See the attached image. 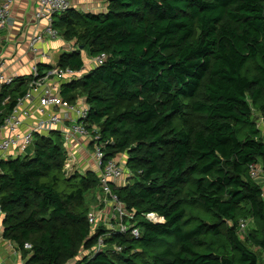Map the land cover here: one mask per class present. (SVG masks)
<instances>
[{
  "label": "trees",
  "instance_id": "trees-1",
  "mask_svg": "<svg viewBox=\"0 0 264 264\" xmlns=\"http://www.w3.org/2000/svg\"><path fill=\"white\" fill-rule=\"evenodd\" d=\"M104 2L97 12L70 7L53 16L58 37L73 44L56 64L86 69L60 93L69 102L85 98L84 123L103 143V160L123 156L132 176L114 191L140 233L106 240L119 252L79 256L102 231L86 217L98 174H66L54 131L0 159L2 237L23 264H264L252 249L264 252V197L249 175L251 164L264 172L256 124L264 110V0ZM100 53L102 64L88 63ZM49 67L38 63L41 73ZM26 79L2 87L0 105L11 97L5 110ZM149 212L162 221L146 220Z\"/></svg>",
  "mask_w": 264,
  "mask_h": 264
},
{
  "label": "built area",
  "instance_id": "built-area-1",
  "mask_svg": "<svg viewBox=\"0 0 264 264\" xmlns=\"http://www.w3.org/2000/svg\"><path fill=\"white\" fill-rule=\"evenodd\" d=\"M13 3L14 0H0V32L10 23ZM33 3L34 19L45 22L42 30L34 33L28 41V50L34 53L37 43L58 37L57 31L52 26L53 16L70 7L81 9L82 3L79 1L72 3L68 0H33ZM102 3L105 6L104 0ZM40 56L46 55L41 53ZM105 59L106 55L100 53L89 57L87 61L97 66ZM85 72V67L75 70L53 63L41 73L38 69V62L32 64L24 92L15 98L13 105L7 110L5 107L11 101L10 95L7 94L1 102L0 159L14 158L24 154L33 144L35 137L47 136L57 131L61 135L67 155L64 171L69 174L74 171L71 168L72 150L80 146L82 140L87 143L86 149L89 151L98 174V192L89 206L86 217L92 231L97 228L102 231L97 235L94 245L89 249H83L79 256H92L108 248L115 252L121 251L120 245L109 246L106 240L124 234L138 237L140 230L134 222V214L125 209L114 191L117 181H121V184L117 186H122L132 176L123 156L120 154L117 157L103 160V143L99 142L98 135L94 132L95 128L88 129L84 123L88 114L85 98L78 97L74 102H69L60 93L62 84L79 79ZM16 77L17 75L7 73L0 61V90L2 87H12ZM256 124L259 128L264 125V110L258 114ZM249 175L258 180L264 178V172L258 164L249 166ZM262 197H264V187H262ZM143 217L151 222H159L163 219L154 212L145 213ZM246 226V220H239L238 230L241 235ZM24 247L28 248L30 245L24 243ZM73 260L74 258L66 263L70 264Z\"/></svg>",
  "mask_w": 264,
  "mask_h": 264
},
{
  "label": "crops",
  "instance_id": "crops-1",
  "mask_svg": "<svg viewBox=\"0 0 264 264\" xmlns=\"http://www.w3.org/2000/svg\"><path fill=\"white\" fill-rule=\"evenodd\" d=\"M102 1L103 0H79V2L83 4V7H85V10H93L95 12L98 10H94L93 8L97 9L98 3H100V8L104 9L105 6H103ZM33 9V0H14L10 12V23L0 32L2 39L0 41V61L7 73L28 77L33 63H43V61H46L45 57L49 59V55L45 54L44 49L56 44L59 45L60 41L67 45L65 50L72 49L69 45L71 42L68 43L58 38L57 40L46 39L43 43H37L34 53L28 50L27 44L31 36L37 31H41L45 25L44 21H37L34 19ZM41 53H44L46 56H40ZM57 55L58 54L54 55V63H56ZM86 58L88 57L86 56ZM51 64L53 63H50V65ZM86 67L88 69V65ZM86 144L87 143L82 140L81 145L72 150V171L77 170L84 173L86 170L90 169L97 172L89 151L86 149ZM258 182L261 184V188L264 187V178L259 179ZM120 184L121 181L115 183L116 186ZM97 192L96 189L93 192V197H95ZM2 218L3 215L0 212V264H23L24 260L16 250L15 245L2 237ZM252 249L258 252L260 251V249L256 247ZM70 264H77V259H74Z\"/></svg>",
  "mask_w": 264,
  "mask_h": 264
},
{
  "label": "rangeland",
  "instance_id": "rangeland-1",
  "mask_svg": "<svg viewBox=\"0 0 264 264\" xmlns=\"http://www.w3.org/2000/svg\"><path fill=\"white\" fill-rule=\"evenodd\" d=\"M98 5V8L100 7V3H98L97 4ZM89 9H92L91 7H88ZM95 9V8H93L94 10H99V9ZM80 10H85V7H83V4H82V8L80 9ZM101 11V10H100ZM58 38V37H57ZM57 38L55 39V40H57ZM68 43L70 42V41H67ZM69 45L71 46V47H73V44H72V42L71 43H69ZM66 47H67V45H65V43H62L61 41H60V44L58 45V44H56V45H54V46H50L49 48H45L44 49V51H45V54H48L49 55V59H47L46 57H45V62L43 61V63H47V64H50V63H54L53 62V60H54V55L55 54H58L59 52H61V51H63V50H65L66 49ZM44 59V58H43ZM79 94V96H80V98H83V96L80 94V93H78ZM79 96H76V98H78ZM76 100V99H75ZM260 130L262 131V133H261V135H262V137H264V125H262V126H260ZM259 166H260V164H259ZM243 236V235H242ZM255 247V246H254ZM256 248H258V247H256ZM254 250V249H253ZM255 253H257V257H258V259H259V261H261L262 263H264V252H256L255 251Z\"/></svg>",
  "mask_w": 264,
  "mask_h": 264
},
{
  "label": "water",
  "instance_id": "water-1",
  "mask_svg": "<svg viewBox=\"0 0 264 264\" xmlns=\"http://www.w3.org/2000/svg\"><path fill=\"white\" fill-rule=\"evenodd\" d=\"M0 212H1V210H0Z\"/></svg>",
  "mask_w": 264,
  "mask_h": 264
}]
</instances>
